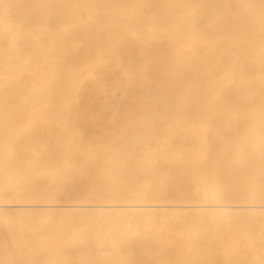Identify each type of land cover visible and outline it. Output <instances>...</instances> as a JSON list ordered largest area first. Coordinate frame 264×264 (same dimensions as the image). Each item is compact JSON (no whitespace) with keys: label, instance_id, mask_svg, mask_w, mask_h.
<instances>
[{"label":"bare ground","instance_id":"bare-ground-1","mask_svg":"<svg viewBox=\"0 0 264 264\" xmlns=\"http://www.w3.org/2000/svg\"><path fill=\"white\" fill-rule=\"evenodd\" d=\"M3 3L0 260L260 264L261 0ZM226 152L254 157L257 179L217 200L204 180ZM128 228L140 235L121 257ZM25 229L38 253L13 251Z\"/></svg>","mask_w":264,"mask_h":264},{"label":"snow or ice","instance_id":"snow-or-ice-1","mask_svg":"<svg viewBox=\"0 0 264 264\" xmlns=\"http://www.w3.org/2000/svg\"><path fill=\"white\" fill-rule=\"evenodd\" d=\"M13 6L7 3H3L0 0V10L3 12L5 20V26L8 31H14V25H11L10 10ZM185 7H198L196 5H186ZM253 5L248 3H237L233 6L236 15H242L246 10L252 8ZM262 20H264V0H261ZM262 41H264V34H262ZM254 157H249L247 162L240 160L231 152H226L220 159L219 165L215 170L208 173L207 178L204 180V186L207 193L212 194L217 200H219L225 193L229 184L244 183L248 187H251L256 182V177L252 174L251 166ZM67 167H70L68 165ZM17 178L30 179V175L23 168H17L15 171ZM55 177L59 180L67 179L65 175V169H58L54 173ZM259 183L261 186L262 195H264V140L261 142L260 147V175ZM4 223L9 228L14 229V219L11 217H5ZM140 235L138 230L131 228L118 234V238L113 241L112 247L117 250L118 254L123 257L128 253V249L124 245L125 240H132ZM15 245L12 246L13 251L30 250L33 252H39L40 244L28 230H21L15 236ZM261 248L264 250V241L261 243ZM0 264H72V262L63 259H3L0 260ZM90 264V262H86ZM96 264H144L143 261L135 259H113L105 262H96ZM195 264V262H193ZM255 264V262H250ZM260 264H264V258L261 259Z\"/></svg>","mask_w":264,"mask_h":264}]
</instances>
